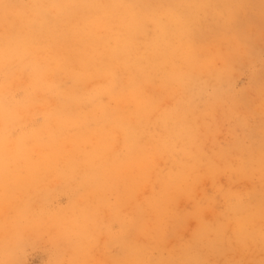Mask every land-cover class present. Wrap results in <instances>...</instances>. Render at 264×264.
<instances>
[{"label":"clouds","instance_id":"1","mask_svg":"<svg viewBox=\"0 0 264 264\" xmlns=\"http://www.w3.org/2000/svg\"><path fill=\"white\" fill-rule=\"evenodd\" d=\"M0 264H264V0H0Z\"/></svg>","mask_w":264,"mask_h":264}]
</instances>
